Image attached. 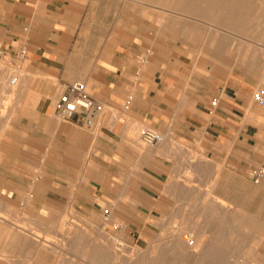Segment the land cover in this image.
<instances>
[{
    "label": "crops",
    "instance_id": "0c3cea01",
    "mask_svg": "<svg viewBox=\"0 0 264 264\" xmlns=\"http://www.w3.org/2000/svg\"><path fill=\"white\" fill-rule=\"evenodd\" d=\"M90 5L14 3L8 19L0 0V60L28 51L19 113L0 140V264H62L53 245L36 240L61 236L66 220L112 219L116 235L138 228L154 215L176 150L188 151L183 142L252 182L264 165V107L255 100L264 55L239 53L231 40L201 44L171 25L163 33L109 25L107 10ZM75 82L103 115H55ZM141 126L164 143L142 147ZM255 184L263 200L264 182Z\"/></svg>",
    "mask_w": 264,
    "mask_h": 264
},
{
    "label": "rangeland",
    "instance_id": "374dc122",
    "mask_svg": "<svg viewBox=\"0 0 264 264\" xmlns=\"http://www.w3.org/2000/svg\"><path fill=\"white\" fill-rule=\"evenodd\" d=\"M52 1H60L61 4H64L71 0H8V19L11 5L14 3H18L19 5H21V3H33V6L37 7L39 5L43 6V4L49 2L51 3ZM77 1H81L83 4H91V7L98 8V10L103 13L107 10L105 20L109 25L113 24L120 27L123 24H131L134 26V24L146 23L156 26L158 32L161 33L168 27L166 25H171L174 31L178 30V32H181L183 29L192 36L199 35L201 44L211 45L212 41H216L217 39L222 42H224V40L227 42L231 40V43L235 45L233 49L236 48V51L239 53L245 52L264 55V0ZM1 65L5 68L8 67V73L6 75L4 72L0 73V83L3 84H0V87L3 86L2 89L3 91L5 90L4 92L0 91V140L2 141L4 133L7 129L8 131L11 129L12 122L18 116L20 106L19 91L24 76L26 75V70L24 67H21L19 70L18 67H15L9 62L5 63L3 60H0V66ZM16 71H19V74L22 76L20 77V83L17 86H13L11 84V78L14 74L10 75V73ZM9 89H12V91H9ZM140 128H142V126ZM136 135L138 137V132ZM181 145L185 146L188 151L180 153L176 150L175 158H173L175 163L174 168L168 179L162 184V188L159 192V199L157 201L158 206L154 215H147V219L144 220L138 228L129 229L126 227V235H116L114 230H120L122 228L115 224L112 219L111 221H106L104 217H94L92 220L76 219L73 222L66 220L60 226L63 237L45 238L48 242L43 241L41 238L38 239L43 241L44 245H53V247L55 241H57V245H55L58 246V243L63 239L62 242H64H60L61 244L59 243L60 248L58 250L53 249L54 255L59 258L62 264H105L104 262H106V264H113L115 261L114 264H122V258L130 255V252L135 258L137 257V263L135 262V264H141L142 261H144L142 264H152L156 258L154 264H196L195 261H197V264H254V262L255 264H264V201L260 198L261 192L259 185L245 177L237 176L224 165L216 164L213 159L209 158L203 152L200 146L186 142L181 143ZM142 147L146 148L147 146L142 143ZM203 158L206 161L203 163L204 165L199 161ZM189 160L194 162L191 164L188 162ZM187 176L190 180L186 179ZM209 193H212V196L214 195L212 201L211 198H208ZM217 197L225 201L224 204L229 208L230 214H221L223 212L219 210V208H216V210H210L211 207L203 209L205 200H207L205 202L206 205H211L213 204L214 198L216 200ZM175 208L176 210H174ZM164 217L165 219H163ZM168 219L169 221H166ZM223 219L224 221H222ZM188 220H190L189 223H191V225L188 223ZM195 222H198L200 227L205 228L207 234L210 233L207 235L210 239L209 244L212 245V248L215 247L217 250L216 251L214 248L208 251L209 253H207L210 254V256L207 253L204 254L206 256L202 255V257L204 256L206 258L205 261L204 257L203 259H200V257L198 260L192 257L191 260L188 255L181 257L183 254L176 251L180 254L176 253L177 256L174 253L175 250H173L168 243V236L171 230L183 229L182 231H184V233H188L185 234L190 240V245L194 242V245H196L197 230L190 229L193 225L192 223ZM187 224L189 227L186 226ZM78 229L79 231H77ZM162 230L165 231L166 234ZM80 231H82L81 234ZM218 231L220 233H218ZM192 234H195V237ZM107 236L113 241H115V239L120 240L117 244L115 243L116 245H114V247L116 246L115 250L117 253L120 251L119 254H125L121 259H113V262L112 259H110V261L108 258L105 259L106 256L105 258H101L94 253V247H97L95 243L98 241V238L101 242H105ZM75 237L77 238L76 240ZM162 241H164V243H162ZM89 243H93L94 245L91 244L90 248ZM254 243L256 245H254ZM167 245L169 247H167ZM82 247H85L84 250ZM212 250L215 251V253ZM58 251H60L61 254ZM250 251L253 252L251 253ZM126 252L129 254H126ZM139 253L140 255H138ZM159 253L161 254L160 257ZM164 253L165 256L163 255ZM135 254L137 256H135ZM256 256L258 258H255ZM158 259H160V261ZM161 260L163 261L161 262ZM218 260L220 261L218 262ZM123 262V264H125V262L128 264L126 260H123Z\"/></svg>",
    "mask_w": 264,
    "mask_h": 264
},
{
    "label": "built area",
    "instance_id": "2783aa9c",
    "mask_svg": "<svg viewBox=\"0 0 264 264\" xmlns=\"http://www.w3.org/2000/svg\"><path fill=\"white\" fill-rule=\"evenodd\" d=\"M27 55V49L21 47L17 52H15L13 57H3L2 60L5 63L9 62L13 64L20 70L22 63L27 58ZM139 61L142 66L147 65L149 58L147 55L142 56L139 58ZM13 74L14 76L11 78V84L13 86H17L20 83L21 76L19 71L13 72ZM140 74L141 71H137L136 78H138ZM255 100L258 104L264 107L263 89H260L256 93ZM213 105L216 106L217 101H214ZM125 108L128 109V103L125 105ZM104 111V106L90 95L86 83L75 82L67 86L66 91L60 97L56 106L55 115L63 121H72L78 115L96 118L103 115ZM139 138L146 146L152 147L161 145L165 141V137L161 133L150 128H142L139 132ZM250 177L255 183L264 182V165L253 169L250 173Z\"/></svg>",
    "mask_w": 264,
    "mask_h": 264
},
{
    "label": "bare ground",
    "instance_id": "6f19581e",
    "mask_svg": "<svg viewBox=\"0 0 264 264\" xmlns=\"http://www.w3.org/2000/svg\"><path fill=\"white\" fill-rule=\"evenodd\" d=\"M170 1V0H169ZM180 2V1H179ZM182 3H183V1H182ZM201 4V3H200ZM204 4V3H203ZM177 5H178V3H177ZM180 5V4H179ZM183 5V4H182ZM207 5V4H206ZM201 6V5H200ZM176 7V6H175ZM228 7V6H227ZM179 8V7H178ZM181 8V7H180ZM229 8V7H228ZM230 9V8H229ZM179 10V9H178ZM233 10V9H232ZM233 11H235V10H233ZM235 13H237V12H235ZM232 16V15H231ZM230 16V17H231ZM8 68V67H7ZM7 68H5L4 66H0V73H5V75L8 73V69ZM10 70V69H9ZM12 71V70H11ZM11 74H13V73H10V75ZM20 76H22V75H20ZM5 77V76H4ZM8 77V76H7ZM6 78V77H5ZM2 81V80H1ZM2 82H5V81H2ZM0 84H2V83H0ZM3 85V84H2ZM8 86V85H7ZM3 87V86H2ZM2 87H0V89H2ZM1 92L3 91V89L2 90H0ZM5 91V90H4ZM3 91V92H4ZM9 91H12V89H9ZM2 117H4L3 115H1ZM197 161V160H196ZM202 164L204 163V162H206L204 159H200L199 160ZM194 161H192V163H193ZM204 165V164H203ZM201 169V168H200ZM187 180H190L189 179V177L187 176V178H186ZM193 188V187H192ZM194 190V189H193ZM196 192V191H195ZM207 196V195H206ZM208 198L210 199L211 198V201H212V199H213V196H212V193H209L208 194ZM207 198V199H208ZM216 198V197H215ZM215 198H214V200H213V204H211V205H206V201L207 200H205V202H204V204H205V206H204V208L203 209H208V208H210L211 207V209L210 210H216V208H219V210H221L223 213H221V214H230V212H229V208L224 204V202L225 201H223L221 198H219L218 199V197H217V199L215 200ZM208 203V202H207ZM203 204V205H204ZM230 204V203H229ZM182 206V205H181ZM184 206V205H183ZM178 209V208H177ZM182 209V208H181ZM174 210H176V208L174 209ZM180 210V209H179ZM230 210H232V209H230ZM205 211H207V210H205ZM214 212V211H213ZM216 213V212H215ZM235 213V212H234ZM187 214V213H186ZM211 214H213V213H211ZM217 214V213H216ZM220 214V213H219ZM232 214V213H231ZM174 215V214H173ZM214 215V214H213ZM186 216V215H185ZM234 216V215H233ZM174 217V216H173ZM225 217H227V216H225ZM224 217V218H225ZM231 217V216H230ZM243 217H245V216H243ZM163 219H165V217L163 218ZM208 219V218H207ZM226 219V218H225ZM172 220V219H171ZM166 221H169V219L168 220H166ZM197 221V220H196ZM201 221V220H200ZM222 221H224V219L222 220ZM160 222V221H159ZM162 222V221H161ZM172 222H174V221H172ZM190 222V220H188V223ZM193 222V221H192ZM209 222V221H208ZM217 222V221H216ZM149 223H151V222H149ZM175 223V222H174ZM223 223V222H222ZM153 224V223H152ZM167 224V223H166ZM184 224H185V222H184ZM190 225H191V223H189ZM193 225H192V227L190 228L191 230L192 229H195V230H197V233L196 232H194V233H196V238H197V244L196 245H194L195 244V242L192 244V245H190V243H189V238H188V236L185 234V233H187V232H185L184 233V231H182V230H171L169 233V236H168V234H167V236L169 237V239L168 238H166V239H168V243L170 244H168L169 246H171L172 247V249L173 250H175V255H177V254H179L178 252H180V253H182L183 254V256L181 255V257H184V255L186 256V255H188V256H190V259L192 260V258H195V260L197 259H199L200 257V259H203V257L204 256H206V255H204L205 253H207L208 251H210L211 249H214V248H212V245H210L209 244V241H210V239H209V237L207 236L208 234H210V233H208L207 234V232H206V230H205V228H203V227H200L199 226V224H198V222H195V223H192ZM151 225V224H150ZM158 225V224H157ZM168 225H170V224H168ZM177 225V224H176ZM202 225V224H201ZM211 225V224H210ZM155 226V225H154ZM186 226H188V224L186 225ZM225 226V225H224ZM160 227V226H159ZM169 227V226H168ZM189 227V226H188ZM162 228V227H161ZM176 228V227H175ZM181 228V227H180ZM218 228V227H217ZM77 229V228H76ZM158 229V228H157ZM170 229V228H169ZM174 229V228H173ZM185 229H187V228H185ZM189 229V228H188ZM86 230V229H85ZM77 231H79V229L77 230ZM161 231V230H160ZM163 231V230H162ZM81 232L82 231H80V234H81ZM87 232V231H86ZM85 232V233H86ZM164 233H165V231H163ZM209 232V231H208ZM89 233V232H88ZM162 233V232H161ZM163 233V234H164ZM218 233H220L219 231H218ZM77 234H79V233H77ZM166 234V233H165ZM164 234V235H165ZM188 234V233H187ZM222 234V233H221ZM235 234V233H234ZM86 235V234H85ZM94 235V234H93ZM193 235V234H192ZM61 236L63 237V234H61ZM78 236V235H77ZM76 236V237H77ZM91 236V235H90ZM194 237H195V234L193 235ZM221 236V235H220ZM64 237H65V235H64ZM75 237V240L77 239ZM79 237V236H78ZM81 237H83V236H81ZM193 237V238H194ZM102 238V237H101ZM219 238V237H218ZM42 239V238H41ZM65 239H66V237H65ZM88 239V238H87ZM221 239V238H220ZM234 239V238H233ZM233 239H231V240H233ZM63 240V239H62ZM62 240L60 241V242H62ZM94 240V239H93ZM165 240V239H164ZM43 241H45V242H48L45 238L43 239ZM89 241H91V240H89ZM166 241V240H165ZM218 241V240H217ZM216 241V242H217ZM57 241H55V244L57 245V243H56ZM59 242V243H60ZM64 242V241H63ZM62 242V243H63ZM75 242V241H74ZM87 242V241H86ZM94 242V241H93ZM118 242H120V240L119 239H115V241H113L111 238H109L108 236L106 237V240H105V242H101V240L98 238V241L95 243V245L97 246V247H94L95 248V252L94 253H96L97 255L96 256H100L101 258H105V256H106V258L105 259H109V261H110V259H114V260H119V259H121L123 256H125V254L123 255V254H119V252L117 253L116 252V250H115V247H114V245H116ZM36 243H37V245L39 244V245H41L42 246V242L41 241H38V240H36ZM59 243H58V246H56L55 244H54V249H56V250H58L59 248H60V245H59ZM73 243V242H72ZM116 243V244H115ZM123 243V242H122ZM162 243H164V241H162ZM191 243H192V241H191ZM258 243V242H257ZM44 244V243H43ZM53 244V243H52ZM61 244V243H60ZM84 244V243H83ZM90 244V243H89ZM88 244V245H89ZM91 244H93V243H91ZM91 244H90V248H91ZM259 244V243H258ZM66 245V244H65ZM75 245H76V243H75ZM74 245V246H75ZM82 245V244H81ZM94 245V244H93ZM158 245V244H157ZM166 245V244H165ZM167 245V247H169ZM219 245V244H218ZM254 245H256L255 243H254ZM72 246V245H71ZM87 246V245H86ZM215 246V245H214ZM62 247V246H61ZM89 247V246H88ZM123 247V246H122ZM231 247V246H230ZM229 247V248H230ZM258 247V246H257ZM64 248V247H63ZM63 248H62V250H63ZM70 248H72V247H70ZM81 248V247H80ZM83 248V247H82ZM85 248V247H84ZM84 248H83V250H84ZM120 248V247H119ZM118 248V249H119ZM244 248V247H243ZM117 249V250H118ZM166 249V248H165ZM164 249V250H165ZM61 250V249H60ZM71 250V249H70ZM80 250V249H79ZM94 250V249H93ZM92 250V251H93ZM153 250V249H152ZM161 250H162V248H161ZM160 250V251H161ZM163 250V251H164ZM215 250H216V248H215ZM76 251V250H75ZM74 251V252H75ZM78 251V250H77ZM90 251V250H89ZM126 251V250H125ZM167 251V250H166ZM176 251H178V252H176ZM213 251V250H212ZM217 251V250H216ZM58 252H60V251H58ZM80 252V251H79ZM84 252V251H83ZM123 252V251H122ZM128 252H130V251H128ZM165 252V251H164ZM169 252V251H168ZM214 253H215V251H213ZM213 252H212V255H213V257H214V254H213ZM251 252V251H250ZM253 252V251H252ZM251 252V253H252ZM88 253V252H87ZM125 253V252H124ZM154 253V252H153ZM158 253V252H157ZM161 254H162V251L160 252ZM159 253V257H160V254ZM173 253V254H174ZM177 253V254H176ZM209 253V252H208ZM207 253V254H208ZM221 253V252H220ZM255 253H256V251H255ZM60 254H61V252H60ZM80 254V253H79ZM84 254V253H83ZM126 254H129V253H127L126 252ZM132 253L130 252V255H128V256H125V257H123L122 258V264L124 263L123 262V260H126L127 262H128V264H135V262L137 261L136 260V258L133 256V254L131 255ZM168 254V253H167ZM217 254V253H216ZM227 254V253H226ZM257 254V253H256ZM138 255H140V253L138 254ZM164 256H165V253L163 254ZM180 255V254H179ZM202 255H204L203 257H202ZM209 256H210V254H208ZM250 255V254H249ZM90 256V255H89ZM135 256H137L136 254H135ZM163 256V257H164ZM178 256V255H177ZM226 256V255H225ZM257 256H259V255H257ZM255 257V258H258V257ZM82 257V256H81ZM91 257V256H90ZM158 257V256H157ZM169 257V256H168ZM174 257V256H173ZM192 257V258H191ZM212 257V258H213ZM224 257V256H223ZM227 257V256H226ZM245 257V256H244ZM165 258V257H164ZM171 258V257H170ZM189 258V257H188ZM188 258H186V259H188ZM215 258V257H214ZM213 258V259H214ZM253 258V257H252ZM73 259V258H72ZM99 259V258H98ZM138 259H139V257H138ZM152 259V258H151ZM154 259V258H153ZM157 259V258H156ZM155 259V260H156ZM185 259V258H184ZM189 259V260H190ZM205 257H204V261H205ZM211 259V258H210ZM222 259V258H221ZM232 259V258H231ZM246 259V258H245ZM82 260V259H81ZM94 260V259H93ZM114 260H113V262H114ZM154 260V261H155ZM159 261H160V259H158ZM229 260V259H228ZM79 261V260H78ZM84 261V260H83ZM95 261V260H94ZM98 261V260H97ZM96 261V262H97ZM105 261V260H104ZM103 261V262H104ZM108 261V260H107ZM121 261H120V263H121ZM151 261V260H150ZM154 261H153V263L152 264H154ZM163 260H161V262H162ZM178 261V260H177ZM187 261V260H186ZM208 261V260H207ZM220 260H218V262H219ZM227 261V260H226ZM116 262V261H115ZM114 262V263H115ZM117 262H119V261H117ZM145 262H146V260H145ZM156 262V261H155ZM166 262V261H165ZM188 262V261H187ZM190 262H192V261H190ZM196 262V264H197V261H195ZM199 262V261H198ZM202 262H203V260H202ZM254 262V261H253ZM105 264H106V262H104ZM113 263V264H114ZM137 263V262H136ZM142 263H144V261H142ZM141 263V264H142ZM157 263H158V261H157ZM174 263V262H173ZM180 263V262H179ZM200 263V262H199ZM216 263V262H215ZM241 263V262H240ZM252 263V262H251ZM70 264H72V263H70ZM101 264V263H100ZM117 264H119V263H117ZM125 264H127L126 262H125ZM159 264V263H158ZM164 264V263H163ZM182 264V263H181ZM193 264H195V263H193ZM206 264V263H205ZM242 264V263H241ZM246 264V263H245ZM254 264H255V262H254Z\"/></svg>",
    "mask_w": 264,
    "mask_h": 264
}]
</instances>
